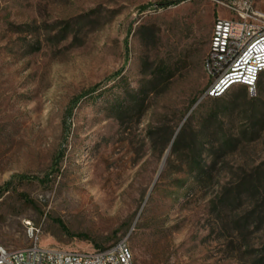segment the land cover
<instances>
[{"label": "rangeland", "instance_id": "1", "mask_svg": "<svg viewBox=\"0 0 264 264\" xmlns=\"http://www.w3.org/2000/svg\"><path fill=\"white\" fill-rule=\"evenodd\" d=\"M229 16L216 0H0V246H26L29 221L62 249L125 240L134 264H264V88L203 97Z\"/></svg>", "mask_w": 264, "mask_h": 264}, {"label": "built area", "instance_id": "2", "mask_svg": "<svg viewBox=\"0 0 264 264\" xmlns=\"http://www.w3.org/2000/svg\"><path fill=\"white\" fill-rule=\"evenodd\" d=\"M216 1L231 16L214 20L204 60L211 81L203 97H220L235 85L253 94L264 72V13L254 0ZM25 228L28 244L17 249L0 246V264H134L125 240L105 248L70 250L40 244V231L29 221Z\"/></svg>", "mask_w": 264, "mask_h": 264}, {"label": "trees", "instance_id": "3", "mask_svg": "<svg viewBox=\"0 0 264 264\" xmlns=\"http://www.w3.org/2000/svg\"><path fill=\"white\" fill-rule=\"evenodd\" d=\"M236 86V88L237 89H239V90H241L244 94H246V92H247V88H246V86H244V85H235ZM234 87V86H233ZM232 88V87H231ZM230 88V89H231ZM263 88H264V72L263 73H261L260 75H259V77H258V79H257V82H256V93L257 94H261L262 93V90H263ZM230 89L227 91V92H225L222 96H220V97H215V98H207V99H211V100H213V101H216V100H219V99H222V98H224L226 95H228V92L230 91ZM179 136L177 135L176 137H175V139L173 140V143H172V147H173V149L177 146V144H178V141H179ZM61 227L63 228V230L68 234L69 232L67 231V229L61 224Z\"/></svg>", "mask_w": 264, "mask_h": 264}, {"label": "bare ground", "instance_id": "4", "mask_svg": "<svg viewBox=\"0 0 264 264\" xmlns=\"http://www.w3.org/2000/svg\"><path fill=\"white\" fill-rule=\"evenodd\" d=\"M88 202V201H87Z\"/></svg>", "mask_w": 264, "mask_h": 264}]
</instances>
